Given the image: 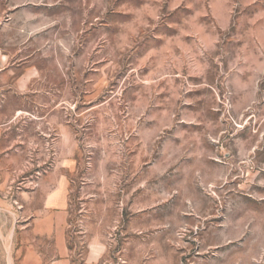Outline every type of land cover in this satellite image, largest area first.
I'll list each match as a JSON object with an SVG mask.
<instances>
[{"label": "rangeland", "instance_id": "374dc122", "mask_svg": "<svg viewBox=\"0 0 264 264\" xmlns=\"http://www.w3.org/2000/svg\"><path fill=\"white\" fill-rule=\"evenodd\" d=\"M0 44V264H264V0H0Z\"/></svg>", "mask_w": 264, "mask_h": 264}, {"label": "crops", "instance_id": "0c3cea01", "mask_svg": "<svg viewBox=\"0 0 264 264\" xmlns=\"http://www.w3.org/2000/svg\"><path fill=\"white\" fill-rule=\"evenodd\" d=\"M23 79L21 66L19 63L10 60L8 53L0 44V107L1 102L6 100L8 93H16L18 87L23 83ZM5 132L6 121L1 120L0 117V223L6 210L7 162L6 147L3 141ZM47 198L44 199L41 209L31 219L32 231L38 239H50L53 241H51V245H54L55 238L59 237H55L58 224L54 206L49 205ZM42 245L45 247L46 242L42 241Z\"/></svg>", "mask_w": 264, "mask_h": 264}]
</instances>
